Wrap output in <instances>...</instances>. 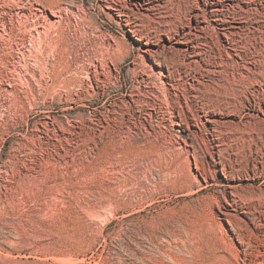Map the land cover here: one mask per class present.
<instances>
[{
	"label": "rangeland",
	"instance_id": "obj_1",
	"mask_svg": "<svg viewBox=\"0 0 264 264\" xmlns=\"http://www.w3.org/2000/svg\"><path fill=\"white\" fill-rule=\"evenodd\" d=\"M0 264H264V0H0Z\"/></svg>",
	"mask_w": 264,
	"mask_h": 264
}]
</instances>
